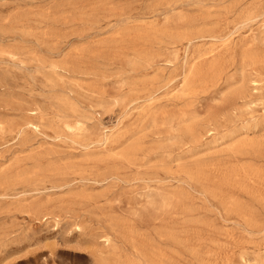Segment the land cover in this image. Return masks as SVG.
<instances>
[{
  "label": "rangeland",
  "instance_id": "obj_1",
  "mask_svg": "<svg viewBox=\"0 0 264 264\" xmlns=\"http://www.w3.org/2000/svg\"><path fill=\"white\" fill-rule=\"evenodd\" d=\"M263 16L0 0V264H264Z\"/></svg>",
  "mask_w": 264,
  "mask_h": 264
},
{
  "label": "bare ground",
  "instance_id": "obj_2",
  "mask_svg": "<svg viewBox=\"0 0 264 264\" xmlns=\"http://www.w3.org/2000/svg\"><path fill=\"white\" fill-rule=\"evenodd\" d=\"M263 17H264V16H263ZM246 26H247V25H246ZM224 39H225V38H224ZM190 41H191V40H190ZM190 41H189V42H190ZM227 63H228V62H227ZM70 95H71V94H70ZM74 140H75V139H74ZM72 144H73V143H72ZM1 196H2V195H1Z\"/></svg>",
  "mask_w": 264,
  "mask_h": 264
}]
</instances>
